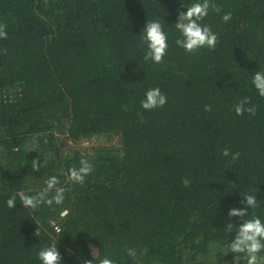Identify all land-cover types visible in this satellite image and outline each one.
Returning a JSON list of instances; mask_svg holds the SVG:
<instances>
[{"label":"trees","instance_id":"trees-1","mask_svg":"<svg viewBox=\"0 0 264 264\" xmlns=\"http://www.w3.org/2000/svg\"><path fill=\"white\" fill-rule=\"evenodd\" d=\"M211 2L218 11L199 23L216 46L186 52L175 43L180 0H0V264H40L52 239L64 264L92 251L93 264H233L235 226L264 219V97L251 84L264 70V0ZM156 18L168 36L159 63L144 60L141 42ZM157 86L167 103L143 109ZM245 97L255 112L238 115ZM81 158L93 166L83 184L68 176ZM53 175L61 205L6 206Z\"/></svg>","mask_w":264,"mask_h":264},{"label":"clouds","instance_id":"clouds-1","mask_svg":"<svg viewBox=\"0 0 264 264\" xmlns=\"http://www.w3.org/2000/svg\"><path fill=\"white\" fill-rule=\"evenodd\" d=\"M180 4L183 7V11L177 13L174 23L175 28L179 32V36L175 40L176 45L186 52H193L203 47L215 48L217 34L211 30L209 25L201 24L199 21L209 14L210 8L218 11L216 6L211 0H191L190 3H187V6H185L183 0H180ZM230 15L231 13H224L221 18L228 20ZM142 29L141 42L146 45L144 60L159 63L165 56L166 49L168 48V36L162 26L161 20L158 18L149 19ZM5 35L3 27L0 26V37ZM251 84L257 90V94L264 97V70H258L252 74ZM166 103L167 96L161 91L159 86L147 89L144 92V98L140 101L141 107L145 110L162 107ZM247 103V97L238 101L234 105L235 113L239 115L247 111L254 114L255 108L246 107ZM205 110H210V106L205 105ZM229 154V149L225 147L222 155L229 156ZM238 156V152L231 153L233 160H236ZM38 161L37 159L32 161L33 171H36L38 167H42V162L39 161L38 165ZM92 167L89 160L81 158L79 167L73 166L69 168L68 176L73 182L83 184L87 175L92 171ZM183 183L187 185L189 180L185 179ZM45 184L46 188L44 190L35 192L34 194L18 191L15 195H10L5 201L6 206L13 208L17 202V197L24 208L32 210L37 209L41 204L48 206L61 205L65 200L66 189L57 186V177L55 175L49 176ZM243 203L249 208H256L258 200L253 193H244ZM228 214L230 216L243 217L245 209L230 208ZM232 227L228 225L225 229L226 231L231 230ZM36 235H40L39 230H37ZM57 245V239H52L37 250L36 257L40 264H64ZM262 250H264V219H261L257 215H253L250 219H243L241 223L235 226V234L229 240L226 253L232 252L235 254L232 257L233 264L240 261L243 264H262L264 257L258 255ZM126 251L129 256H136L135 249L128 248ZM67 252L70 254L71 250H67ZM92 252L91 259H83L81 264H93ZM98 264H117V261L104 256L99 259Z\"/></svg>","mask_w":264,"mask_h":264},{"label":"rangeland","instance_id":"rangeland-1","mask_svg":"<svg viewBox=\"0 0 264 264\" xmlns=\"http://www.w3.org/2000/svg\"><path fill=\"white\" fill-rule=\"evenodd\" d=\"M96 137H92L91 139H89V140H85L84 142H82V146H88V145H90V144H93V143H97V139H95ZM99 140H101V141H103V138H101L100 137V139ZM68 142H69V140H68ZM112 142H114V143H117V140L116 139H112ZM70 143V142H69Z\"/></svg>","mask_w":264,"mask_h":264},{"label":"built area","instance_id":"built-area-1","mask_svg":"<svg viewBox=\"0 0 264 264\" xmlns=\"http://www.w3.org/2000/svg\"><path fill=\"white\" fill-rule=\"evenodd\" d=\"M61 214H63V212ZM52 225H53V227H54L55 230H59V227H58L57 224L52 223Z\"/></svg>","mask_w":264,"mask_h":264}]
</instances>
